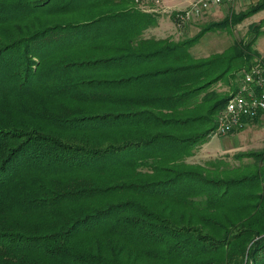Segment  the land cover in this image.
<instances>
[{
  "label": "trees",
  "instance_id": "1",
  "mask_svg": "<svg viewBox=\"0 0 264 264\" xmlns=\"http://www.w3.org/2000/svg\"><path fill=\"white\" fill-rule=\"evenodd\" d=\"M147 1L0 0V264H264V150L199 154L256 38L192 50L264 0L180 41Z\"/></svg>",
  "mask_w": 264,
  "mask_h": 264
},
{
  "label": "rangeland",
  "instance_id": "2",
  "mask_svg": "<svg viewBox=\"0 0 264 264\" xmlns=\"http://www.w3.org/2000/svg\"><path fill=\"white\" fill-rule=\"evenodd\" d=\"M156 1H159V3H156ZM194 1L196 0H148L145 4L140 5V8L145 12L155 14L159 19L160 27L158 31H154L156 36L159 38L168 36L173 40L180 41L196 36L204 27L223 22L232 13H234V16H240L251 12L253 7L263 2V0H249L230 7L223 6L206 13L198 20L193 19L186 23L176 24L171 18L172 15L176 12H185ZM253 26L259 27V31L255 32ZM188 27L191 28L188 29ZM255 38L254 47L261 54V61L264 62V8L237 25H229L226 30L217 29L206 33L192 50L198 57H207L225 51L237 41L249 43L253 42ZM238 130L227 135L218 134L217 132L212 133L208 141L200 147V156L216 158L222 155L233 156L237 153L261 152L264 150V129L254 136L256 141L253 144H245L244 148H240L243 147L242 142L230 140Z\"/></svg>",
  "mask_w": 264,
  "mask_h": 264
},
{
  "label": "built area",
  "instance_id": "3",
  "mask_svg": "<svg viewBox=\"0 0 264 264\" xmlns=\"http://www.w3.org/2000/svg\"><path fill=\"white\" fill-rule=\"evenodd\" d=\"M249 0H196L185 12H176L179 24L198 20L206 13L223 6H232ZM159 3V1H156ZM233 97V105L226 109L225 116L215 132L227 135L240 128L246 120L264 117V71L254 68L245 76V86Z\"/></svg>",
  "mask_w": 264,
  "mask_h": 264
},
{
  "label": "crops",
  "instance_id": "4",
  "mask_svg": "<svg viewBox=\"0 0 264 264\" xmlns=\"http://www.w3.org/2000/svg\"><path fill=\"white\" fill-rule=\"evenodd\" d=\"M238 3L241 4V2H238ZM227 7H230V6H227ZM171 18L173 19V17H171ZM159 27H160V22L158 23V26H156V28L153 30V33H154L155 30L158 31V28ZM190 28L191 27H188V29H190ZM156 37L159 38L158 36H156ZM167 37L168 36H162V37H160V39L161 38H167ZM232 100H233V98L230 100V102ZM263 129H264V117H260L258 119H253V120H246L244 126L242 128H240L237 131V133H235L230 138V140H233L234 142H242L243 147H240V148H244L245 144H253V142L256 141L254 136L258 132H261V130H263ZM245 136H247V137L246 138H243Z\"/></svg>",
  "mask_w": 264,
  "mask_h": 264
},
{
  "label": "bare ground",
  "instance_id": "5",
  "mask_svg": "<svg viewBox=\"0 0 264 264\" xmlns=\"http://www.w3.org/2000/svg\"><path fill=\"white\" fill-rule=\"evenodd\" d=\"M233 105V100L229 103V105L227 106L226 109H228L229 106H232Z\"/></svg>",
  "mask_w": 264,
  "mask_h": 264
}]
</instances>
